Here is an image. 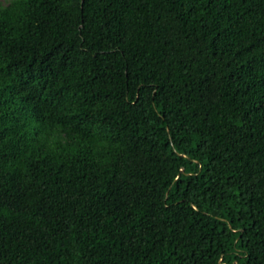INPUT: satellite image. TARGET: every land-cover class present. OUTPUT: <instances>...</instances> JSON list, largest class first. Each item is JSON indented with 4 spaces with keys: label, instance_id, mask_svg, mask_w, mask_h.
<instances>
[{
    "label": "trees",
    "instance_id": "trees-1",
    "mask_svg": "<svg viewBox=\"0 0 264 264\" xmlns=\"http://www.w3.org/2000/svg\"><path fill=\"white\" fill-rule=\"evenodd\" d=\"M0 264H264V0H0Z\"/></svg>",
    "mask_w": 264,
    "mask_h": 264
},
{
    "label": "rangeland",
    "instance_id": "rangeland-1",
    "mask_svg": "<svg viewBox=\"0 0 264 264\" xmlns=\"http://www.w3.org/2000/svg\"><path fill=\"white\" fill-rule=\"evenodd\" d=\"M1 1H3V0H1Z\"/></svg>",
    "mask_w": 264,
    "mask_h": 264
}]
</instances>
